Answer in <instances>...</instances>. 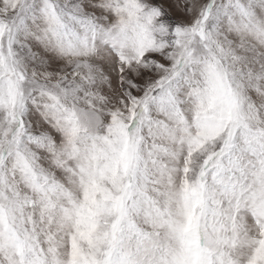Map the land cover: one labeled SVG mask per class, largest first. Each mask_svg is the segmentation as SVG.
<instances>
[{
	"label": "snow or ice",
	"instance_id": "obj_1",
	"mask_svg": "<svg viewBox=\"0 0 264 264\" xmlns=\"http://www.w3.org/2000/svg\"><path fill=\"white\" fill-rule=\"evenodd\" d=\"M0 264H264V0H0Z\"/></svg>",
	"mask_w": 264,
	"mask_h": 264
}]
</instances>
